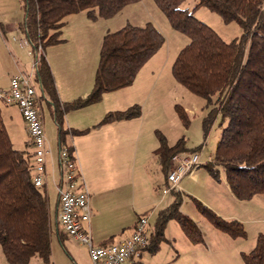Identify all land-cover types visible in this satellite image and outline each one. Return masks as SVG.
Listing matches in <instances>:
<instances>
[{
    "label": "trees",
    "instance_id": "obj_1",
    "mask_svg": "<svg viewBox=\"0 0 264 264\" xmlns=\"http://www.w3.org/2000/svg\"><path fill=\"white\" fill-rule=\"evenodd\" d=\"M141 0H21L24 20L19 30L33 49L44 50L63 41V27L70 15L85 11L88 18H111L130 3ZM173 27L189 38L173 64L176 80L206 99L210 108L203 119L207 136L218 116L221 135L212 158L204 165L213 178L222 181L221 171L233 194L250 200L264 193V0H198L193 10L183 8L186 0H154ZM205 6L223 20L237 21L243 32L226 41L214 28L195 16ZM165 36L152 22L143 26L128 23L108 31L102 41L94 84L86 97L62 102L51 66L42 55L36 68V82L53 105L59 127L61 146L69 133L64 128L65 115L100 102L106 92L131 85L145 63L165 43ZM0 100V244L10 264H31L33 257L52 263V236L55 231L47 190L33 182L34 148H17L4 120ZM177 109L187 122L184 109ZM142 115L139 104L125 110L109 111L94 127ZM90 129L72 130L86 133ZM158 132V131H157ZM159 136V135H158ZM156 149L162 168L168 172L175 154L186 150L184 139L169 145L159 137ZM71 153L72 146H67ZM196 152V150H193ZM158 213L155 229L146 250L155 253L165 240V227L176 218L194 243L205 242L196 221L181 211L182 193ZM197 208L213 225L231 237H246L243 222L227 220L195 198ZM245 264H264V232L257 236L255 247L243 252Z\"/></svg>",
    "mask_w": 264,
    "mask_h": 264
},
{
    "label": "crops",
    "instance_id": "obj_2",
    "mask_svg": "<svg viewBox=\"0 0 264 264\" xmlns=\"http://www.w3.org/2000/svg\"><path fill=\"white\" fill-rule=\"evenodd\" d=\"M81 13L83 12L70 15L63 29L70 26L72 19H76L77 22L80 18L81 20L84 19L82 18L84 16H80L82 15ZM24 16L23 9L21 19L20 15L15 13L13 20L4 19V21H1V29L4 32L5 40L8 41V32L13 33L19 30V25L23 22ZM86 17L88 18L87 14ZM82 26L88 27V24L85 22ZM107 32L103 30L102 41ZM83 33L84 36L87 35L85 32ZM74 34L63 36L62 33L61 37L64 40L49 45L45 50L46 58L55 78L58 95L62 102L72 101L79 97H86L91 92L94 84L95 75L92 59L90 60V56L86 54V46L91 45L93 41L92 39H78ZM101 45L102 42H99V53ZM15 73V68L10 70L1 64L0 88L8 87L11 77ZM139 75L140 72L135 82L131 85L104 94V97H106V95L116 93L111 97L112 102H114V107L110 111L125 110L132 105L142 102L140 100H142L143 95L134 86ZM121 91H124L122 95ZM38 99H40L38 103L40 116L44 123L51 150L48 156V172L44 189L47 190L49 195L51 211L55 219V231L52 236V261L54 264H93L87 247L66 235L58 223L60 204L57 185L62 176L58 161V152L61 147L59 127L53 115V105L50 104L48 96L43 94L40 87L38 88ZM101 103L103 102L100 101L80 109L72 110L65 115L64 128L69 133L66 135L65 143L63 144L73 147L81 173L90 192V226L93 241L96 245L111 244L130 237L133 233L135 223L140 217L145 215H158L161 210L167 208L173 202V197L171 199L168 198L169 194H164L163 191L159 194L151 191L145 199H142L140 181L138 179L137 183L133 180L132 168L134 169L135 167L139 174H141L142 170L137 158L134 164L131 163L133 153H136L138 156L142 152L151 150L153 156L155 154L160 162L156 154L159 141L154 140L152 136L148 140L144 111L138 117L115 121L101 127H94L109 112V108L102 107L100 105ZM121 104L126 105L121 106ZM13 107L18 109V115L12 109ZM2 111L14 145L19 149L29 148V133L19 108L15 105H3ZM48 123L54 124L53 133L52 131L50 132L51 126L48 128ZM75 129L90 130L86 133L75 134L72 132ZM159 167L164 173L163 186H165L167 184V172L163 170L161 162ZM191 184L199 186L198 188L204 189L208 193L211 192L213 195L211 198L212 201L197 191L194 192L191 189ZM50 185L56 192V198L54 200H52L49 193ZM185 191L192 192L193 195L207 203L211 209L223 218L227 220L237 219L244 222V219L239 217L235 212V206L242 200L233 194L225 177L222 178V181H217L206 168H198L191 175L185 176L181 180L180 192L184 193ZM228 203L234 207L232 208L227 205ZM226 207H229V209H226ZM189 216L201 228L200 221L198 220L199 217L195 213H190ZM211 234L214 236V240L211 243V246L214 248L213 250H211L210 245L208 247L203 246L207 241V238L203 234L205 242L200 243L201 246L194 244L190 248L185 243L188 249L182 260V253H179L174 260L160 264H228L223 261L225 255L232 256L233 254L235 258L236 256L238 257L237 249L229 247L230 244L236 241L234 238L218 229L212 231ZM147 251L145 253L143 252L141 257L134 258L130 264H145L143 258L148 253ZM243 252L246 251H240L241 254ZM155 256L156 254L152 257ZM56 259L60 263H57ZM1 262L2 264H6L4 258H1ZM149 264L159 263L152 262Z\"/></svg>",
    "mask_w": 264,
    "mask_h": 264
},
{
    "label": "rangeland",
    "instance_id": "obj_3",
    "mask_svg": "<svg viewBox=\"0 0 264 264\" xmlns=\"http://www.w3.org/2000/svg\"><path fill=\"white\" fill-rule=\"evenodd\" d=\"M197 3L198 0H186L182 4V7L193 10ZM15 13L20 15V19L22 18L23 9L21 0H0V65L2 64V66L10 70L15 68L16 73H18L21 70H30L32 56L28 52L30 50L29 47L23 48L18 42L13 40L14 37L20 38L24 36L20 30L14 31L13 33L8 32V41L5 40L4 32L1 29V21H4V19L13 20L15 18ZM81 14L80 16H84L82 17L84 19L81 20L80 18L78 22L76 19H72L70 26L63 29V36L69 34L73 35L76 32L74 35H76L75 37L78 39H92L93 43L86 46V54L90 56V60L92 59L94 75L99 61L98 43L102 42L101 37L103 36V30L115 31L128 23L143 26L148 22L154 23L161 30L166 39L165 43L142 67L140 75L134 85L136 90H140V94L143 95L142 100H140L142 102L139 105L142 108V112L144 111L145 114V127L148 130L146 134L148 135V140L152 136L157 142L160 136H164L169 145H174L180 139H184L186 150H183L181 154L194 153L193 150H196L200 155L202 163L200 168H205L203 164L207 163L212 158L217 142L220 139L221 117L218 116L206 136L203 128V119L210 110V108L206 106V99L190 91L174 77V61L180 50L188 43L189 38L173 27L167 15L158 7L154 0H141L130 3L111 18H99L92 21L86 17L85 11ZM195 16L214 28L226 41H231L240 37L243 32L241 25L237 21L227 22L223 20L220 15L212 12L205 6L197 8ZM85 22L88 24V27L82 26ZM82 31L87 35L84 36ZM123 92L124 91H121V95ZM114 94L116 93H111L110 95H106V97L103 95L104 99L102 98L101 100L103 103L100 105L104 108L108 107L110 111L112 107H114V102L111 100ZM39 101L40 99H38V103ZM177 104L186 112L188 117L187 122L177 109ZM125 105L126 104H121V106ZM12 109L15 110L18 115V109L16 107ZM49 126H51L52 129H50V132L52 131L53 133L54 124L48 123V128ZM136 158L141 164L142 170L141 174H139L135 167L134 169L132 168L133 180L137 183L138 179L140 181L141 198L145 199L151 191L157 192L158 194L162 193L164 188V173L159 167L160 162L157 156L155 154L153 156L151 150L142 152L138 156L136 153H133L131 156L132 164L135 163ZM224 175V172L221 171L222 178L225 177ZM191 187L194 192L197 191L202 196L212 201L211 198L213 195L211 192L208 193V191L198 188L199 186L195 184H191ZM49 193L52 200H54L56 198V192L51 185ZM172 197L174 201L176 198L175 193L169 194L168 198L171 199ZM195 198L203 202V200L193 195L192 192L185 191L182 193L181 211L188 215L190 213H195L199 217L198 220L200 221L201 229L207 238L203 246L208 247V245H210L211 250H213L214 248L211 246V243L213 242L212 240H214V236H212L211 232L217 230V228L199 211ZM203 203L208 205L205 202ZM227 205L232 208L234 207L229 203ZM226 209H229V207H226ZM235 212L239 217L244 219L243 224L247 231V236L236 237L237 239L232 237L236 241L230 244L229 247L232 249L236 248L239 255L238 257L236 256V258L233 254L232 256L225 255L223 261L228 264H245L240 251H251L256 245L258 234L264 232V193L256 194L250 200L239 201L235 206ZM145 217L149 220V234H151L155 229L158 215H145ZM185 243L190 248L193 247L194 244H196V246H201L200 243H194L187 237L176 218H171L166 224L165 240L161 243L159 250L154 254L145 250L144 253L146 251L148 253L144 255L143 262L145 264L152 262L159 264L162 262H170L174 260L179 253H182V260L188 249ZM155 254L156 256L152 257ZM1 258H4L6 264H10L0 244V264H2ZM57 263H60V261L57 260ZM31 264L47 263L36 256L32 258ZM51 264H54L53 261Z\"/></svg>",
    "mask_w": 264,
    "mask_h": 264
},
{
    "label": "built area",
    "instance_id": "obj_4",
    "mask_svg": "<svg viewBox=\"0 0 264 264\" xmlns=\"http://www.w3.org/2000/svg\"><path fill=\"white\" fill-rule=\"evenodd\" d=\"M13 40L23 48H30L28 52L32 56L31 69L14 74L9 86L0 88V100L8 105L17 106L22 114L34 148L33 182L38 188H43L51 150L39 111L36 68L45 50L42 44L34 50L25 36L14 37ZM58 161L62 171L61 180L57 185L60 204L58 223L66 235L87 247L93 264H130L134 258L141 257L150 244L148 218L142 216L136 221L130 237L111 244L96 245L90 226V192L75 152L71 153L67 146H61ZM200 166L202 163L197 152L175 154L170 162L163 193L180 191L181 180Z\"/></svg>",
    "mask_w": 264,
    "mask_h": 264
}]
</instances>
